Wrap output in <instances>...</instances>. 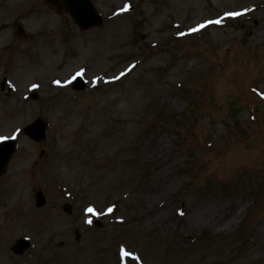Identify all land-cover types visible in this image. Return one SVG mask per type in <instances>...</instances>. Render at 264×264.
<instances>
[{
	"label": "rangeland",
	"instance_id": "obj_1",
	"mask_svg": "<svg viewBox=\"0 0 264 264\" xmlns=\"http://www.w3.org/2000/svg\"><path fill=\"white\" fill-rule=\"evenodd\" d=\"M91 1L103 23L83 30L49 0H0V140L17 139L0 264H264V0ZM152 135L165 161L143 155ZM189 202L236 206L232 227L183 228Z\"/></svg>",
	"mask_w": 264,
	"mask_h": 264
},
{
	"label": "water",
	"instance_id": "obj_2",
	"mask_svg": "<svg viewBox=\"0 0 264 264\" xmlns=\"http://www.w3.org/2000/svg\"><path fill=\"white\" fill-rule=\"evenodd\" d=\"M52 3L60 4L62 7H66L75 18L79 27L83 29H90L95 26H99L103 23V18L98 14L91 0H50ZM18 33L24 35V30L19 26ZM6 79L1 84V90L5 89ZM76 90H83L85 85L81 78H78L75 83ZM36 97V95H34ZM26 134L32 139L40 141L45 137L46 125L43 121L37 120L32 125L26 128ZM15 151V142L6 141L0 144V173L4 172L8 162L10 161L12 154ZM46 203L44 195L37 193V206L41 207ZM30 242L21 239L18 240L14 246V251L17 254H23L29 247Z\"/></svg>",
	"mask_w": 264,
	"mask_h": 264
},
{
	"label": "bare ground",
	"instance_id": "obj_3",
	"mask_svg": "<svg viewBox=\"0 0 264 264\" xmlns=\"http://www.w3.org/2000/svg\"><path fill=\"white\" fill-rule=\"evenodd\" d=\"M188 29H190L191 32L194 31L191 28ZM163 143L165 142H163L162 137L159 135H152L145 144L143 155L147 158H151V160L154 161L153 163L165 161L164 159H166L169 154L167 145ZM163 180L166 181L165 178H163ZM171 181L172 180H170V182ZM206 206L207 205L205 203L200 202L186 203L182 211H178V222L180 221L183 228L194 229L196 227L208 225L207 227H215L218 234H226L229 227H232L233 225L237 207L231 206L227 207V210H224L223 206H219L220 208L217 209V207H214L213 205L214 208L212 210V208ZM158 209L159 208L156 203L149 205L150 211H156Z\"/></svg>",
	"mask_w": 264,
	"mask_h": 264
},
{
	"label": "snow or ice",
	"instance_id": "obj_4",
	"mask_svg": "<svg viewBox=\"0 0 264 264\" xmlns=\"http://www.w3.org/2000/svg\"><path fill=\"white\" fill-rule=\"evenodd\" d=\"M232 15H236L235 13H233ZM216 23H219V21H216ZM201 27H204V25H201ZM109 211H111V209H109ZM87 212L88 213H94V209L93 208H91V207H89L88 209H87ZM89 223H91V221H88Z\"/></svg>",
	"mask_w": 264,
	"mask_h": 264
}]
</instances>
